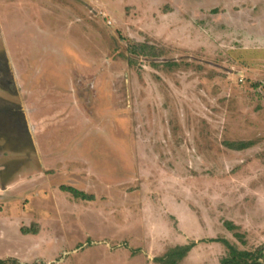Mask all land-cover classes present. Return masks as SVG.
I'll return each mask as SVG.
<instances>
[{
	"label": "rangeland",
	"instance_id": "obj_1",
	"mask_svg": "<svg viewBox=\"0 0 264 264\" xmlns=\"http://www.w3.org/2000/svg\"><path fill=\"white\" fill-rule=\"evenodd\" d=\"M210 239L264 245V0H0L2 264H220Z\"/></svg>",
	"mask_w": 264,
	"mask_h": 264
},
{
	"label": "trees",
	"instance_id": "obj_2",
	"mask_svg": "<svg viewBox=\"0 0 264 264\" xmlns=\"http://www.w3.org/2000/svg\"><path fill=\"white\" fill-rule=\"evenodd\" d=\"M127 49L129 53L133 55H143V56H151L154 53V50H158L155 46L142 43V42H129L127 44ZM161 54V53H160ZM128 63L131 64L132 61L129 58ZM170 68L177 66V62L167 63ZM229 148L233 150H243L250 146L249 142H236L228 145ZM61 190H65L70 192L74 197L90 200L92 196L84 194L83 192L76 191L73 188L62 186ZM223 225L229 231H234L238 227L232 221H224ZM24 234H36L37 229H31L29 227H23L21 229ZM235 235L238 237H242L240 234L235 232ZM209 241H221L226 246V254L221 258L220 264H264V245H260L253 250H240L234 247L231 243L227 242L224 239H210ZM194 242H191L188 245H177L175 247L169 248L162 256L154 258L156 262L161 264H179L181 260L187 255L188 251L194 246ZM2 260H0V264H2Z\"/></svg>",
	"mask_w": 264,
	"mask_h": 264
},
{
	"label": "crops",
	"instance_id": "obj_3",
	"mask_svg": "<svg viewBox=\"0 0 264 264\" xmlns=\"http://www.w3.org/2000/svg\"><path fill=\"white\" fill-rule=\"evenodd\" d=\"M5 64V65H4ZM3 68L5 69V72L9 73L11 72V68L7 62L4 61Z\"/></svg>",
	"mask_w": 264,
	"mask_h": 264
}]
</instances>
